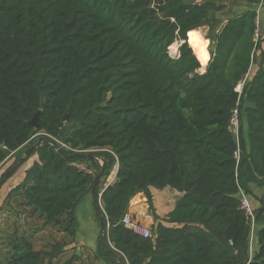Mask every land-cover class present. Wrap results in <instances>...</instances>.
<instances>
[{"label":"trees","instance_id":"16d2710c","mask_svg":"<svg viewBox=\"0 0 264 264\" xmlns=\"http://www.w3.org/2000/svg\"><path fill=\"white\" fill-rule=\"evenodd\" d=\"M244 2L220 22L225 5L215 0H0V146L13 153L0 150V168L22 159L0 182L37 156L0 212L14 204L42 221L34 232L13 223L0 264H264V195L241 181L247 164L264 178V37L254 39L262 0ZM99 159L111 162L95 188L98 223L116 256L101 237L96 252L74 251L76 208L92 193ZM166 187L181 196L161 218L152 189ZM240 187L255 208L253 232ZM140 192L153 210L149 237L122 221ZM45 229L62 237L39 247L34 236Z\"/></svg>","mask_w":264,"mask_h":264},{"label":"rangeland","instance_id":"374dc122","mask_svg":"<svg viewBox=\"0 0 264 264\" xmlns=\"http://www.w3.org/2000/svg\"><path fill=\"white\" fill-rule=\"evenodd\" d=\"M196 1H200V0H196ZM215 1L217 3H220V4L221 3L225 4V10L217 13L218 20L220 22L223 20V18L225 16V14L223 12L229 11V13L230 12L233 13L234 8L237 9L240 6H243L242 4L245 3L244 0H215ZM241 9H242V7L237 9V11H240ZM260 23H261V31H262L261 35H263L262 20L261 19H260ZM198 30L201 31L203 39L208 41L207 50L209 53L210 52V43H211L210 38H208L209 26H205V27L200 28ZM173 46H175V49H173V48H170V49H171V53L175 54V52L177 51L176 48L178 47V42H175L174 45H172V47ZM209 56H210V53H209ZM35 156L36 155H32L30 159H28L25 163L20 165V167L18 168V171L22 170L24 168V166L26 165V163L29 161H32V159ZM14 162H15V158H11V159L7 160L4 163V165L0 168V176L7 168H9L11 165H13ZM17 167H18V165H17ZM247 167H248V165H243L241 168V181L242 180L244 181L246 179L245 170L247 169ZM115 172H116V167H114L113 171L108 176V178H106V180L103 182V184H105V183L110 184V183L114 182L115 174H116ZM16 175H17V171L5 183L2 182V184L0 186V207L4 204V201L6 199V195L8 194L7 192H9V189L14 186V185H11V181H13V179ZM102 186H107V185H102ZM144 196H145V194H144ZM141 201L142 200H140V197H137V196H134L133 199L131 200V202H133V204H135V205L141 204ZM131 202H130V204H131ZM144 203H146L144 205V208L141 209V207H140L139 212L138 211L132 212V217H133L134 221L140 222L141 224L143 223L147 227L151 228L152 225L146 223V218L148 215L153 216V210H151L150 203L148 201H146V202L144 201ZM13 205L10 208L4 206V210H2L0 212V228L2 229L0 232V248L1 249L5 248V245L2 242L3 237H5L6 234L10 233L13 230V228H14L13 223L15 221H17L18 224L20 225L19 231L27 230V231H32V232L37 231L40 227V224L42 223V221H40L37 217L30 218L26 213H24V211L21 208H17L16 206H13ZM81 205L77 206L76 211L78 212L80 217L84 216L83 218H85L86 209H85V206H81ZM95 205L96 204H94V211H95V216L97 217L96 219H97V223H98L99 214L97 213L98 209H96L97 206H95ZM99 205H100V207H102V200L100 198H99ZM80 228H82L83 230L81 229L79 234H77V236H76L75 243L73 244L75 246L74 251H76L77 254H81V251H82L81 247L84 245V246L91 247V249L96 252L97 247L99 245V238L101 237L100 236L101 235L100 225H98L97 237L92 235L93 231H92L90 224L86 225L85 223L83 224V222L81 221V227ZM34 237L36 240H38L37 241L38 246L41 247L40 245H41L42 239H45L46 242L50 241V243H51V242L60 240L62 235L58 231H56L55 229H52V230L51 229H45V230H42L40 232H37ZM71 250H69V253H68L69 257L72 255ZM84 263L89 264L87 260ZM99 263L105 264L103 260H100Z\"/></svg>","mask_w":264,"mask_h":264},{"label":"crops","instance_id":"0c3cea01","mask_svg":"<svg viewBox=\"0 0 264 264\" xmlns=\"http://www.w3.org/2000/svg\"><path fill=\"white\" fill-rule=\"evenodd\" d=\"M202 1H204V0H200V1H197V2H202ZM242 5L243 6H240V7H242V9L240 11H237V9L240 8V7H238L237 9L234 8L233 13L232 12L229 13V11L223 12L225 14V16L223 18V21H227V19L229 17H231L233 15H236V14H238V13H240V12H242V11H244V10H246L248 8L247 7V4H245V3H243ZM259 17L262 20V30H263V37H264V0L262 1V7H261V9L259 11ZM262 50L264 51V41L262 42ZM209 59H210V56L208 58V61H209ZM257 59H258V63H259V61L262 60V57L258 55V58ZM208 61L205 64H202V71H204L206 69V66H207ZM258 63L256 64L257 67H255L256 70L259 67V64ZM36 157L37 156H35L32 159V161L27 162L26 165L24 166V168L22 170H20V171L17 170V175L14 177L13 181H11V185H16L17 183H19L22 180V178L24 177L25 170L31 165V163L36 159ZM98 162L101 164L102 159H99ZM115 167H116V172H117V166H115ZM245 175H246V179H245L246 186L254 194H256L259 197H262L264 195V178H260L257 175H255L249 165H248L247 169L245 170ZM115 177H116V174H115ZM104 185H108V184L105 183ZM152 194H153V204H154V208L156 210V213L161 218L165 217L166 214L168 212H170L174 208L175 203L177 202V200L181 196V193L177 192L176 190H174V189H172L170 187H166L165 189H162V190L154 189L153 188L152 189ZM100 196H101V194H100ZM136 196L137 197H140V200H142V201H141V204H139V205H135V204H133V202H131L130 207H129V210H128L131 213L132 212H136V211L139 212L140 207H141V209H143L144 208V205L146 204V203H144V201L145 202L147 201V198L144 196V193H142V192L138 193ZM94 204H96V203L94 201L93 194L92 193L87 194L82 199V201L79 204L81 206H85V209H86V212H85V215L86 216H85V218H83L84 216H81L80 217V215L78 214L77 211H76V215H77V218H78V221H79V230L78 231L80 232V230L82 229V228H80L81 227V221H82L83 224L85 223L86 225H88V224L91 225V228H92V231H93L92 232V235L97 237V234H98V225L99 224L97 223V219H96L97 217L95 216ZM96 209H98V206L96 207ZM97 213H99L98 210H97ZM154 222H155L154 221V217L151 216V215H148L147 218H146V223L147 224H150V225H153ZM143 225H145V224H143ZM79 232H78V234H79ZM251 246H252L251 247V250L253 251V249H254L253 242H252Z\"/></svg>","mask_w":264,"mask_h":264},{"label":"built area","instance_id":"2783aa9c","mask_svg":"<svg viewBox=\"0 0 264 264\" xmlns=\"http://www.w3.org/2000/svg\"><path fill=\"white\" fill-rule=\"evenodd\" d=\"M261 7H262V2L257 7L258 17L256 20V29H255V33H254V39L257 42L261 38V34H262L260 17H259V11H260ZM245 81H246V79L242 80L236 87V91L240 95L243 93V87H244ZM231 128L235 131V134H236L237 139H238L239 138V116H238V110L237 109L234 110V114L231 118ZM235 156L239 162L240 157H241L240 146L235 151ZM76 166L81 168V169H86V166L84 164H76ZM238 184H240V183L238 182ZM239 189H240L239 198H240L241 207L246 211L248 217L251 220L252 232H253L255 229V208L251 202L249 195L244 191V189L242 187H240ZM122 221L126 226H128V225L131 226V229L134 232H136L142 236L149 237L152 235L151 228L141 224L140 222L134 221L133 217H132V213L129 211H127L124 214Z\"/></svg>","mask_w":264,"mask_h":264},{"label":"water","instance_id":"95a60500","mask_svg":"<svg viewBox=\"0 0 264 264\" xmlns=\"http://www.w3.org/2000/svg\"><path fill=\"white\" fill-rule=\"evenodd\" d=\"M42 113V110L39 109L36 114L34 115L33 119L30 121V124L33 125L34 127H38L39 126V120H40V114ZM64 119H66V115L64 117ZM45 140L44 137L40 138L38 140V142L36 144H34L33 146L29 147L26 152H25V155L23 158H26L33 149L39 147L41 145V143ZM49 142L54 145L56 148H58L59 150H61L60 148V145H59V142L55 139H52V140H49ZM0 150L3 151L8 157L11 156L13 153L11 150H9L7 147L5 146H0ZM72 157H75V156H91V154H82L80 152H77L73 155H71ZM22 162V159H19L17 160L16 162L13 163V165H11V167L9 168V170L7 171L6 173V176L7 177L11 170L16 167L19 163ZM111 160L108 159V160H102L101 164H100V171L99 173L96 175L95 177V180H94V183H93V186H92V193H93V197H94V201L95 203L97 204L98 206V212H100V205H99V199L97 198V195H96V192H95V188L99 182V180L104 176L109 164H110ZM2 184V181L0 182V186ZM100 219H101V216H100ZM129 228H131V226H127ZM100 232H101V238L102 240L106 243V245L109 247V249L113 252V254L115 255V249L112 247V245L110 244V242L108 241V239L106 238V235H105V227L102 223V220H101V223H100ZM116 256V255H115Z\"/></svg>","mask_w":264,"mask_h":264},{"label":"bare ground","instance_id":"6f19581e","mask_svg":"<svg viewBox=\"0 0 264 264\" xmlns=\"http://www.w3.org/2000/svg\"><path fill=\"white\" fill-rule=\"evenodd\" d=\"M173 45H174V44H173ZM171 48L175 49V46H173V47L171 46ZM176 49H177V48H176ZM176 53H177V51L175 52V54H176Z\"/></svg>","mask_w":264,"mask_h":264},{"label":"snow or ice","instance_id":"6c2138e0","mask_svg":"<svg viewBox=\"0 0 264 264\" xmlns=\"http://www.w3.org/2000/svg\"><path fill=\"white\" fill-rule=\"evenodd\" d=\"M194 35V34H193Z\"/></svg>","mask_w":264,"mask_h":264}]
</instances>
